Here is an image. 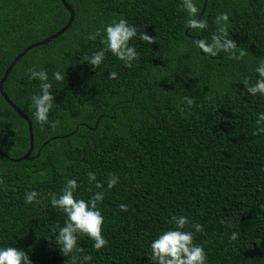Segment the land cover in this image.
<instances>
[{
    "label": "trees",
    "instance_id": "1",
    "mask_svg": "<svg viewBox=\"0 0 264 264\" xmlns=\"http://www.w3.org/2000/svg\"><path fill=\"white\" fill-rule=\"evenodd\" d=\"M64 1L74 13L71 25L29 50L2 85L30 123L32 150L19 160L29 149L27 121L0 94V246L24 250L31 264H72L73 254L62 256L53 241L65 217L48 203V193L71 178L81 198L105 191L98 207L106 246L96 251L87 237L77 238L82 252L75 255L91 256L90 264H152L148 245L173 215L203 226L194 243L207 264H264V135L255 133L264 98L243 88L264 57V0H197V19L208 24L201 32L185 29L182 0ZM220 12L230 13L228 36L245 53L239 61L193 47L215 31ZM68 18L60 0H0V80L17 55ZM120 18L137 30L129 43L138 58L127 68L105 53L92 69L83 57L103 45L88 35ZM31 68L48 74L55 128L33 116L31 97L40 89L28 79ZM57 70L59 82L52 79ZM184 96L193 98L191 108L180 104ZM87 172L102 183L111 173L118 184L96 189ZM33 190L41 203L25 204Z\"/></svg>",
    "mask_w": 264,
    "mask_h": 264
},
{
    "label": "clouds",
    "instance_id": "2",
    "mask_svg": "<svg viewBox=\"0 0 264 264\" xmlns=\"http://www.w3.org/2000/svg\"><path fill=\"white\" fill-rule=\"evenodd\" d=\"M182 8L186 12L184 27L195 32L207 30L208 24L205 19L199 18L200 9L197 6V0H182ZM229 15L228 12H220L214 18L215 31L207 38L196 39L193 41V47L199 49L206 57H216L221 52L226 54L229 59L239 61L244 55V51L238 49L235 42L229 38ZM97 28L88 35L89 40L100 38L103 45L98 51L83 57V62L92 69H97L105 60V53H110L124 67H132V62L138 58L135 48L129 43L134 37H137V30L134 25L120 18ZM139 38L148 44H152L153 38L146 34H141ZM29 80L39 82V94L31 97V103L34 106L33 116L41 124L49 123L50 127L55 128L59 121L49 122L48 115L53 108V95L50 93L51 83L48 74L43 70L31 68L26 70ZM255 73L254 82L250 83L248 78L243 81L244 93L256 97L264 98V57L256 60V66L253 69ZM109 79L116 78V72H109ZM52 79L61 81L63 79L61 71L52 73ZM193 98L184 96L180 101L181 105L193 106ZM183 111V108H181ZM255 133L264 135V112H258L255 120ZM264 170V169H262ZM88 183L96 189L111 190L118 184V176L108 174L104 183L96 179V174L87 172ZM78 184L76 179L65 178L63 186L59 192L48 193V203L53 209L61 212L65 219L62 225L58 226V232L55 235L54 243L60 254L64 257L72 253V264H90L92 257L89 255L77 256L82 249L77 244L79 236H85L92 241V249L99 251L107 244V240L102 235V225L105 222L98 205L105 197V191H96L88 198H81L78 195ZM40 194L33 190L26 192L24 203L28 205L40 204L38 198ZM121 212L127 211L126 204L118 205ZM168 223L171 227L162 230L148 245L150 260L152 264H207V255L203 247L194 243V233L203 231L201 224L192 223L189 225V218L184 215H173ZM186 226L191 230H185ZM230 241L237 240V233L232 232L229 235ZM0 264H31L28 255L22 249H17L10 245L0 246Z\"/></svg>",
    "mask_w": 264,
    "mask_h": 264
},
{
    "label": "water",
    "instance_id": "3",
    "mask_svg": "<svg viewBox=\"0 0 264 264\" xmlns=\"http://www.w3.org/2000/svg\"><path fill=\"white\" fill-rule=\"evenodd\" d=\"M62 6L64 7V9L68 12L69 14V18L68 21L66 23V25L61 28L58 32H56L55 34L51 35L50 37L46 38L43 41H40L38 43H35L31 46H29L28 48H26L22 53H20L19 55H17L13 61L10 63V65L7 67V69L4 72V75L2 77V79L0 80V94L3 97L4 101L8 104V106H10L20 117H22L23 119H25L27 121V125H28V131H29V149L27 150V152L19 159V160H27L29 157V154L31 153L32 150V135H31V126L30 123L28 122L27 118L24 116V114L17 109L10 101L9 99L5 96V94L2 92V85L5 82L7 75L9 74L11 68L14 66V64L20 59L22 58L29 50L36 48L38 46H42V45H46L48 44L51 40L57 38L59 35H61L63 32H65L68 27L71 25L73 18H74V13L73 11L70 9V7L66 4V2L64 0H60Z\"/></svg>",
    "mask_w": 264,
    "mask_h": 264
}]
</instances>
